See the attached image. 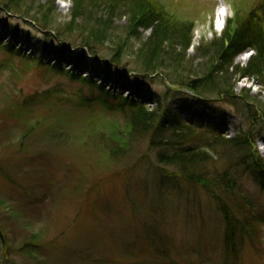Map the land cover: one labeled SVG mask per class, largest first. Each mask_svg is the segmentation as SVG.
<instances>
[{"label": "rangeland", "instance_id": "obj_1", "mask_svg": "<svg viewBox=\"0 0 264 264\" xmlns=\"http://www.w3.org/2000/svg\"><path fill=\"white\" fill-rule=\"evenodd\" d=\"M15 1L32 18L47 14L60 26L74 9L73 0ZM158 1L175 20L192 25L186 58L196 67L203 63L193 59L197 49L223 36L235 10L245 17L264 2ZM126 26L125 19L114 24L122 37ZM150 34L140 32V41L130 43L135 52ZM76 53L47 39L34 20L0 7V264H264V179L256 166L264 168V130L251 158L232 147L207 148L209 166L230 173L258 222V231L242 229L238 207L230 203L236 238L227 245L219 202L163 165L158 157L167 148L157 144L167 135L131 132L113 96L132 93L150 112L159 111L157 101L167 103L183 122L222 139L247 132L242 114L224 98L201 105L177 86L171 89L179 95L170 94L159 76L125 74L134 70L135 56L115 65L124 73L118 82L116 70L108 75L104 64L109 50L80 60ZM252 55L239 56L235 66L246 68ZM89 75L93 85L85 80ZM134 77L144 82L137 93ZM258 82L239 73L231 86L237 98L264 107ZM116 133L130 139L127 147L113 140Z\"/></svg>", "mask_w": 264, "mask_h": 264}, {"label": "trees", "instance_id": "obj_2", "mask_svg": "<svg viewBox=\"0 0 264 264\" xmlns=\"http://www.w3.org/2000/svg\"><path fill=\"white\" fill-rule=\"evenodd\" d=\"M73 3L70 22L62 26L52 21L47 14L43 17L38 14V18H32L15 0H0V7L7 13L34 20L47 39L53 38L65 44L66 48L77 50V60L82 59L86 53L98 57L102 51L109 50L111 59L104 64L110 69L107 70L108 75L116 70L118 82L124 73L116 69L115 65H121L125 59L135 56L136 61L131 63L134 70L125 74L159 76L162 80L166 79L165 85L170 94L179 93L171 89L177 86L197 96L201 105L209 97L217 96L236 108L248 122L249 129L237 138L222 139L217 135L208 137L205 131H198L183 122L174 116L167 103L157 101L159 111L150 112L136 97L131 96L132 93L131 97L126 98L113 96L122 106L131 132L141 133L147 138L153 132L167 135L166 139H161L157 144L167 148V153L158 157L161 163L179 170L178 175L191 184L201 186L219 202L228 226L227 245H234L236 238L235 226L231 221V218L236 217L230 203L237 205L243 218L240 227L249 232L258 231L256 216L246 198L238 193L235 179L228 171L220 172L209 166L212 157L207 148L216 150L217 147H232L247 153L246 158H251L252 146L264 130V107H256L249 103L250 100L237 98L231 86L232 77L239 73L244 78L258 80V84L264 85V2L245 17L240 15L239 10H235L236 15L227 24L223 36L208 44L207 49H197V56L193 59L195 63L203 62L197 67L186 58L191 49L192 40L189 36L192 25L175 20L165 12L158 0H73ZM120 19L127 21L123 37L114 28L115 22ZM140 32L151 34L135 52L130 43L140 41ZM73 42H77V45ZM47 48L48 42L45 41L42 50L46 51ZM248 51L253 52L248 66L242 69L235 66V60ZM166 54L168 61L164 59ZM91 78L89 75L85 80L90 81ZM134 78L138 80L134 88L137 93L144 82L139 77ZM89 84L93 85L91 81ZM98 90L104 93L102 86ZM79 104L89 106L92 103L82 101ZM113 138L118 141L120 148L127 147V142H130V139L121 140L117 133ZM257 156L256 153L253 158ZM256 166L264 179V168L257 162ZM0 231L3 232L1 228Z\"/></svg>", "mask_w": 264, "mask_h": 264}, {"label": "bare ground", "instance_id": "obj_3", "mask_svg": "<svg viewBox=\"0 0 264 264\" xmlns=\"http://www.w3.org/2000/svg\"><path fill=\"white\" fill-rule=\"evenodd\" d=\"M219 17H221V15H219ZM240 58H242V57H240Z\"/></svg>", "mask_w": 264, "mask_h": 264}]
</instances>
